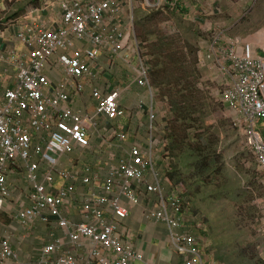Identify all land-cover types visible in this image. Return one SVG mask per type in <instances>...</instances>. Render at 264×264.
<instances>
[{
    "label": "built area",
    "instance_id": "built-area-1",
    "mask_svg": "<svg viewBox=\"0 0 264 264\" xmlns=\"http://www.w3.org/2000/svg\"><path fill=\"white\" fill-rule=\"evenodd\" d=\"M53 2L62 14V29L52 30L45 22H38L19 30L18 40L29 49L26 57L15 50L5 55L0 47V63L8 61L18 70L14 88L7 90L0 102V211L9 202L18 200L9 185L10 172L26 171L28 196L23 198V208L16 213L17 221L29 226L38 220L48 223L50 219H56L58 227L68 233L69 248L66 249L61 239L55 240L40 251L39 264H50L55 259L56 264H82L70 251L80 250L78 247L83 240L93 246L89 252L90 264H134L143 258L119 236L121 223L130 217V210L122 203L138 206L144 200L149 203L156 197L155 207L148 204L149 208H146L147 218L166 226L171 245L184 264H203L201 249L183 224L181 196L173 188L167 191L165 187L162 173L165 165L159 166L154 143L147 152L133 147L126 157L110 168L101 196L94 193L87 202L83 221L64 216L63 206L76 193L79 174L63 170L61 159L72 155L77 148H89L90 131L95 127L94 119H87L71 108V87L75 86L82 93L84 86L80 80L91 75V67L101 55L108 54L115 59L122 54L129 36L132 47L136 46L139 51V45L133 15L124 16L121 0ZM157 2L159 6L178 8L181 0ZM83 43L88 47L79 50L78 46ZM57 54L66 81L57 86L54 95H49L46 90L50 83L45 71L49 59ZM206 59L228 81L223 92L224 102L234 125L243 132L245 143L253 152L264 178V139L257 130L258 122L264 119V54L258 53L252 43L241 44L234 38L227 40L223 31L208 44ZM142 63L138 81L150 94L149 120L153 125L157 116L153 110L150 68L144 60ZM93 94L97 98L98 116L110 122L125 117L121 91L101 95L96 89ZM117 139L125 142L127 135L121 132ZM42 168L48 171L44 177ZM57 178L67 186L54 191ZM82 184L89 187L91 180L83 177ZM114 193L116 196L110 198ZM107 214L112 218L107 219ZM96 247L105 250L103 255ZM0 264H19L9 239L0 238Z\"/></svg>",
    "mask_w": 264,
    "mask_h": 264
},
{
    "label": "crops",
    "instance_id": "crops-1",
    "mask_svg": "<svg viewBox=\"0 0 264 264\" xmlns=\"http://www.w3.org/2000/svg\"><path fill=\"white\" fill-rule=\"evenodd\" d=\"M54 2L53 0L44 1V4H40L39 8L28 12L18 27L10 26L0 31V47L5 55H10L13 50L18 55L24 57L28 55L29 49L18 40L17 32L31 24L45 22L46 27L49 29H62V14L58 6L53 4ZM128 38L126 50L117 58L112 59L108 54L99 57L91 67L93 69L91 75L80 80V83L84 86L82 93L75 86L71 87V108L83 117L95 121V127L90 131L91 146L87 149L77 148L72 155L61 159L63 170L66 169L79 174V179L75 183L77 191L63 206L64 216L77 222L85 219L84 208L87 202L95 196L94 193L101 196V189L104 181L109 176L110 168L115 167L122 158L126 157L133 147H139L147 152L149 142L148 135H145V132L149 128L148 104L143 110H141V107L138 109L135 106V101L140 95L136 96V93L130 92L129 88L123 90L124 96L122 95L121 104L127 114L124 118L114 122L98 116L97 106L91 105V103L97 104V98L93 94L94 90L98 89L101 95L119 90L112 83L118 77L119 70L123 72L122 75L125 78L132 81L133 86L138 88L136 89L138 93L148 94L145 87L140 86L138 81L143 66L141 52L137 50L136 46L132 47L130 36ZM83 46L88 47V44L79 45V50H82ZM17 72V68L8 61L0 63V102H2L5 92L14 88ZM45 72L50 83L46 93L54 95L57 86L66 81L64 68L59 62L58 54L49 59ZM101 77H104L103 80L107 83L104 82L98 86L96 81ZM92 82L96 84L94 85ZM132 100L135 101L132 102ZM89 111L90 113H88ZM257 127L259 134L264 139V121L263 123L260 121ZM121 132H126L127 141L121 142L117 139ZM155 154L160 160L161 150L158 144ZM93 160L94 165L85 164L93 162ZM87 168H90V171H85ZM25 172L11 171L9 174V185L14 197L18 200L9 202L0 211V238L11 241L14 251L17 253L19 264H39L40 251L55 240L61 239L66 249L69 248L68 233L58 227L56 219H50L48 223L38 220L29 226H24L17 221L16 213L19 208H23V198L28 196L29 183ZM47 173L48 171L42 168V177ZM83 177L91 180L89 187L82 184ZM65 186H67V183L57 178L54 191H59ZM115 196L116 193L111 195L110 198ZM154 204L155 202L152 201L151 205ZM122 205L130 210V217L121 223L119 236L125 244L130 245L137 254L142 256L143 259L135 264H182L171 245L166 226L147 218L146 208H149L148 202L144 200L138 206H132L123 201ZM106 217L107 219L112 218L108 214ZM92 247L90 242L83 240L78 247L80 250L72 249L70 252L75 253L82 264H90L92 258L89 252ZM96 251L103 255L105 250L96 247ZM55 261L56 259L52 260L50 264H56Z\"/></svg>",
    "mask_w": 264,
    "mask_h": 264
},
{
    "label": "rangeland",
    "instance_id": "rangeland-1",
    "mask_svg": "<svg viewBox=\"0 0 264 264\" xmlns=\"http://www.w3.org/2000/svg\"><path fill=\"white\" fill-rule=\"evenodd\" d=\"M44 1L48 0H0V21L7 20L4 24L5 29L10 26L18 27L26 14L39 8ZM123 1L124 16L128 18L133 12L135 32L138 19L144 17L141 15L154 12L149 23V25L153 24L152 31L160 29L167 36L182 37L198 49L200 71L198 86L204 92L209 91L207 102L210 107L206 109V122L211 125L212 131L220 140L219 148L223 152L226 170H229L234 178H239L236 186L241 189L240 204L231 205L218 199H210L199 208L186 198L191 207L190 211L187 206L190 215L199 216L197 222H191L189 225L195 227L200 238V231L204 228H201L203 222L206 225L205 233L201 238L206 264H264V178L253 152L245 143L243 132L234 125L232 114L224 102L223 92L228 81L217 67L206 59L208 44L223 31L227 40L234 38L241 44L252 43L257 49L264 51V0H181V10L159 6L157 0ZM142 57L149 63L147 52L146 55L143 52ZM122 73L119 70L118 77L115 80L111 79L114 87L122 92L125 88H129V91L136 93V96L140 95L136 101L132 100L135 101L138 109L141 104H149V94L138 93L136 91L138 88L133 86L132 81L125 78ZM103 78L96 81L98 86L107 83ZM153 91L158 131L162 132L168 128L166 123L170 118V108L159 97L156 88L153 87ZM91 105L97 106L96 103ZM146 134L156 141L157 133L153 136L147 128ZM158 144L164 149V141H159ZM85 164L94 165V160ZM166 172L165 167L163 173ZM165 179L173 184L167 174ZM236 205L250 217V220L242 231L229 230V232L223 227L225 224L233 226L235 221L233 207ZM216 238L218 242L214 241Z\"/></svg>",
    "mask_w": 264,
    "mask_h": 264
},
{
    "label": "trees",
    "instance_id": "trees-1",
    "mask_svg": "<svg viewBox=\"0 0 264 264\" xmlns=\"http://www.w3.org/2000/svg\"><path fill=\"white\" fill-rule=\"evenodd\" d=\"M153 13L141 15L144 17L138 19L136 35L140 47L150 58L152 85L170 108L166 152L172 164L167 176L199 208L210 199L240 204L241 189L236 186L239 178H234L226 170L223 152L219 148L220 140L206 122V109L210 107L207 102L209 91L204 92L198 86V49L182 37L167 36L160 29L152 31L153 24L149 23ZM5 21H0V31L4 29ZM261 121L263 123L264 120ZM233 211V226L225 224L223 228L242 231L250 217L237 205ZM202 226L200 234L203 238L205 222ZM214 241L218 242L217 238Z\"/></svg>",
    "mask_w": 264,
    "mask_h": 264
},
{
    "label": "clouds",
    "instance_id": "clouds-1",
    "mask_svg": "<svg viewBox=\"0 0 264 264\" xmlns=\"http://www.w3.org/2000/svg\"><path fill=\"white\" fill-rule=\"evenodd\" d=\"M123 2V1H122ZM124 4V3H123ZM123 6V5H122ZM164 7H169V6H164ZM169 8H171V7H169ZM171 9H173V10H181V3H180V6L178 7V8H171ZM185 10V9H184ZM186 11V10H185ZM132 15H133V12H132ZM134 18V17H133ZM134 28H135V25H134ZM135 36H136V39H137V35H136V32H135ZM137 42H138V39H137ZM138 45H139V51L141 52V56H142V53L143 52H145V50L144 49H142L141 47H140V44H139V42H138ZM256 48V47H255ZM257 49V48H256ZM257 52L258 53H260V54H264V51H262V50H259V49H257ZM142 59L145 61V63H146V65H148L149 66V68L151 69V66H150V64L149 63H147V61L142 57ZM150 69H149V73H150ZM149 78H150V74H149ZM150 82H151V79H150ZM151 87L153 88L154 86L152 85V82H151ZM146 89V88H145ZM147 91H148V89H146ZM120 91V90H119ZM121 93H122V95H123V92L121 91ZM148 94H149V92H148ZM122 95H121V103H122ZM149 97H150V94H149ZM153 102H154V106H153V110H154V112L156 113V116H157V112H156V109H155V92H154V100H153ZM150 104H151V98H150V103L148 104V111H147V117H148V120H149V113H150V111H151V107H150ZM226 104V103H225ZM227 105V104H226ZM145 106H146V104H141V110H143L144 108H145ZM227 108H228V106H227ZM126 111V110H125ZM126 114H127V111H126ZM126 116V115H125ZM262 120H264V119H262ZM261 121V120H260ZM259 121V122H260ZM259 122H258V124H257V126L259 125ZM157 123H158V116H157V121L153 124V125H151L150 124V120H149V130H150V132H151V135H153V136H155V134L157 133V137H156V141H154V139L153 138H150V137H148V145H147V151L148 150H150V146H151V143H154V142H156V143H154L155 145H154V147H155V151H156V146H157V144H158V142L159 141H164L165 142V144H164V149H162L161 147H160V145L158 144V147L160 148V150H161V155H160V160H159V166H163V165H165V167H166V169H167V171H169L170 170V168H171V159L169 158V156L167 155V152H166V149H167V146H168V142H167V140H166V129H165V131H162V132H159L158 131V126H157ZM168 123H166V125H167ZM258 128V127H257ZM168 129V128H167ZM258 130V129H257ZM125 134H126V132H124ZM127 135V134H126ZM152 136V137H153ZM127 140H128V136H127ZM126 140V141H127ZM248 147V146H247ZM169 160H170V163H169ZM168 163V166H167V163ZM164 170H165V168H163ZM260 170V169H259ZM162 173H163V171H162ZM167 174V172L164 174L163 173V178H164V180H165V187H166V189H167V191H170L171 190V188H173L175 191H176V193L177 194H179L180 196H181V200H182V203H183V206H184V212H183V215H184V225L187 227V229L189 230V232L190 233H192L193 235H194V237H195V239H196V241H197V243H198V245H199V247H200V249H201V255H202V261H203V264H206V262H205V255H204V250L202 249V237L200 238L199 236H198V234H197V232L195 231V227H192L191 225H189L191 222L192 223H194V221H196L197 222V219L199 218V216H191L190 215V212H189V210L191 211V209L189 208V210H188V207H189V204H188V202H187V200H186V197L184 196V193H183V189L181 188V187H179V186H177V185H174V184H172V183H169V182H167V180L165 179V175ZM153 202H155L156 203V197H154V199H153ZM149 204V206L150 207H153L152 205H151V202H149L148 203ZM188 206V207H187ZM155 207V206H154ZM197 226V225H196ZM203 226H201V228H202ZM202 231V230H201ZM200 231V232H201ZM201 235V234H200ZM173 247V246H172ZM176 252V251H175ZM177 254V253H176ZM177 257L182 261V264H184V260H183V258L181 257V256H179L178 254H177ZM136 263V262H135ZM134 263V264H135Z\"/></svg>",
    "mask_w": 264,
    "mask_h": 264
}]
</instances>
